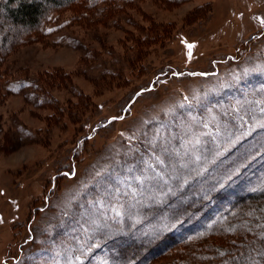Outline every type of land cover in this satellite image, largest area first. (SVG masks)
Masks as SVG:
<instances>
[{"label": "rangeland", "instance_id": "rangeland-1", "mask_svg": "<svg viewBox=\"0 0 264 264\" xmlns=\"http://www.w3.org/2000/svg\"><path fill=\"white\" fill-rule=\"evenodd\" d=\"M45 14L0 33V264H135L117 249L167 229L185 242L144 264L214 261V220L264 188V0H74ZM191 198L205 209L172 214ZM256 228H243L252 242Z\"/></svg>", "mask_w": 264, "mask_h": 264}, {"label": "trees", "instance_id": "trees-1", "mask_svg": "<svg viewBox=\"0 0 264 264\" xmlns=\"http://www.w3.org/2000/svg\"><path fill=\"white\" fill-rule=\"evenodd\" d=\"M72 1L74 0H0V33L3 31L2 27L5 29L9 24L32 29L41 22L49 9L70 4ZM2 34L4 36L3 41H6L10 32L6 31ZM201 76H205V74ZM151 86L152 84L150 83L145 89L140 88L138 92L133 94L134 97L138 93L149 90ZM134 97H131V99ZM109 122L110 118L100 122L99 127L108 125ZM65 173L70 175L71 172L64 171ZM225 205L227 207L222 211L221 217L214 220L215 222L210 227V232L215 231L216 235L219 234L221 236L215 241L206 244L208 250L218 253V257L214 261L209 262V264H253V261L258 264V261L264 260V257L259 255L261 251L258 252L259 250H257L258 247L261 248V245H263L262 241L264 238V235H259V232L264 234V188L238 194ZM256 208H262V210L260 212L256 211L257 214H260V217L256 216L255 218L253 217L255 213L252 214L250 212ZM174 209L178 210H172V214L188 219L196 215L198 211L204 210L205 204L203 202L193 204V198H191L188 204H179ZM234 215L237 216L234 217ZM248 224L252 227L254 225L257 226L256 229H259L260 240L256 236L257 238L254 237L252 242V235L244 233V225ZM236 231L239 232L238 236L235 235ZM204 236L206 237V235ZM185 239L184 235L177 234L171 229L166 231L158 230L151 235V238L142 241L137 247L131 246V243L121 245L117 249V254L127 263L144 264L146 260L150 261L164 255L171 249L183 244ZM254 252H256L255 256ZM146 253L148 254L146 255Z\"/></svg>", "mask_w": 264, "mask_h": 264}, {"label": "snow or ice", "instance_id": "snow-or-ice-1", "mask_svg": "<svg viewBox=\"0 0 264 264\" xmlns=\"http://www.w3.org/2000/svg\"><path fill=\"white\" fill-rule=\"evenodd\" d=\"M257 19L259 20L260 24H261L262 26H264V19H260L259 17H258ZM191 47H192V45L189 44V45H188V48L190 49ZM188 54H189V56L191 55L190 52H189ZM193 75H195V73H193ZM201 75H203V73H201ZM224 86H227V85H224ZM138 95H139V93H138ZM258 103H259V102H258ZM260 113L262 114V115H261V119H260V123H261V124H264V106L260 107ZM113 119H116V118L114 117ZM119 119H123V117H119ZM239 119L241 120V123H242V125H243V123H244V118L241 116V117H239ZM255 126H256L255 123H253V124H252V127H255ZM204 127L207 128L208 125L205 124ZM243 134H244V135H247V132H244ZM209 135H210V134H209ZM200 144H201V140H200V139H196L194 142H190L189 150H188V152L185 153V155H191V154H194L195 152H197V151H198V147H197V146L200 145ZM164 151L167 152L168 149H167V148H164ZM196 159H199V156H197ZM156 162H157V164H160V165H162V164L165 163V161H164L160 156H157V157H156ZM65 175H69V174H68V173H65ZM226 178H227V179H230L231 177H226ZM169 191H171V189H169ZM262 235H264V234H262ZM88 250H89V249H87V248H83V249H81L80 252H79V255L75 256V259H76V260H80L81 257H82L83 255H85V253H86ZM260 255H261V256H264V252H261ZM253 264H256V262L253 261Z\"/></svg>", "mask_w": 264, "mask_h": 264}]
</instances>
